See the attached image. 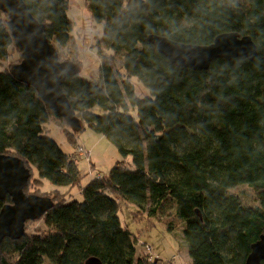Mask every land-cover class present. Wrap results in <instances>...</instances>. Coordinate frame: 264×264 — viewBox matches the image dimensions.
I'll list each match as a JSON object with an SVG mask.
<instances>
[{"label":"trees","instance_id":"obj_1","mask_svg":"<svg viewBox=\"0 0 264 264\" xmlns=\"http://www.w3.org/2000/svg\"><path fill=\"white\" fill-rule=\"evenodd\" d=\"M24 2L57 52L77 68L63 91L81 129L106 137L122 160L82 186L86 174L75 152L67 154L48 136L52 122L71 141L82 130L74 131L32 86L15 78L21 55L7 63L21 52L0 10V154L22 159L31 174L25 194L52 204L40 220L26 222L21 238L3 240L0 264H86L91 258L172 264L154 258L152 247L139 252L119 215L124 204L139 209L134 216L168 214L165 224L171 232L181 229L192 264H246L264 234V0H234L235 8L233 0H135L140 7L131 15L120 11L124 0H87L105 31L96 41L98 81L75 75L68 0ZM184 21L192 26L183 27ZM173 23L181 28L180 44L208 46L234 33L251 37L257 56L239 66L219 59L204 71L177 67L148 41L163 37ZM104 49L119 56L122 72ZM137 74L147 90H156L154 100L137 99L129 82ZM45 182L66 190L45 192ZM241 186L250 189L251 203L233 192ZM77 187L82 202L72 200ZM10 204V196L0 200V211ZM29 223L43 226L29 231Z\"/></svg>","mask_w":264,"mask_h":264},{"label":"water","instance_id":"obj_2","mask_svg":"<svg viewBox=\"0 0 264 264\" xmlns=\"http://www.w3.org/2000/svg\"><path fill=\"white\" fill-rule=\"evenodd\" d=\"M0 10L8 16L15 46L21 52V62L12 69L15 78L32 86L49 109L63 118L74 131H80V123L63 91L67 75L77 68L66 63L72 67L71 72H61L66 65L58 63L57 50L47 38L45 26L31 14L24 0H0ZM148 41L172 64L194 71L208 70L216 60L230 61L241 53L250 56L249 60L257 56V47L252 38H241L234 33L220 35L208 46L170 43L155 35L150 36ZM30 178V171L22 159L0 154V200L6 196L12 199V204L0 211V261L3 240L21 238L26 222L40 220L52 207L49 199L25 194L24 189L28 187ZM263 262L264 234L252 245L246 264ZM86 264L102 263L97 258H91Z\"/></svg>","mask_w":264,"mask_h":264},{"label":"rangeland","instance_id":"obj_3","mask_svg":"<svg viewBox=\"0 0 264 264\" xmlns=\"http://www.w3.org/2000/svg\"><path fill=\"white\" fill-rule=\"evenodd\" d=\"M68 2L70 4L68 16L74 21L72 32L74 40L72 43L73 47L70 48V54L77 60L82 58L81 51L86 43L84 38L85 36H91L93 34V28L96 22L93 19L87 0H68ZM96 41L97 38L88 41V43L97 50L98 60L89 67L88 72L86 73L88 75V80L94 81H98L100 78L101 66ZM104 52L108 55V53L112 51L104 49ZM13 55L15 57L10 58L7 63L8 65L11 63L14 64L19 58L18 55H21V53L19 54L15 52ZM108 56L111 57V64L113 67L122 72L120 69L119 56L116 54ZM140 89L145 93L148 90L142 85V83L137 86L136 93L139 97L143 98ZM81 130L82 131L78 132L76 138L71 141L68 135L64 132V129L52 122L49 126L48 136L53 138L67 154H74L75 152L73 158L78 162L80 169L86 174L85 179L82 181V186L84 187L89 183L91 175L93 176L98 172L103 175H108L117 162L122 160V157L120 156V152L116 145L103 135L92 131L87 126L83 127ZM79 146L84 147V149L90 153L89 161L77 153ZM128 162H131V158L128 159ZM34 175L35 178L38 177L36 170H34ZM57 189H61V191L66 190L49 184L48 182H45L43 188L45 192H51ZM233 192L244 203H251L253 200L251 191L246 186L237 187ZM50 196H52V194ZM72 196V200L83 201L78 187L72 191ZM138 210L139 209L135 205L124 204L119 215L124 227L127 228L137 240L139 252H141L142 255L146 254L148 251H146V249H148L147 247H152L154 258H161L172 264H192L181 229L177 228L175 231L171 232L165 224L167 219H169V215L163 214L157 218H150L148 214L145 213L144 215L137 214L135 216L138 218H134V214ZM162 218H165L166 220L162 221ZM41 226H43L42 223H29L26 228L29 231H33ZM44 264H48V262L45 261Z\"/></svg>","mask_w":264,"mask_h":264},{"label":"clouds","instance_id":"obj_4","mask_svg":"<svg viewBox=\"0 0 264 264\" xmlns=\"http://www.w3.org/2000/svg\"><path fill=\"white\" fill-rule=\"evenodd\" d=\"M144 3H148V0H144ZM231 6L233 8L236 7V3L234 2V0ZM139 7H140L139 4L135 3V0H132L131 3L130 0H124V3L120 11L121 13H126L131 15L136 13ZM191 26H192V22L189 21L183 22V27H191ZM104 35H105V31H104L103 23L97 22L94 25L93 34L91 36H85L84 39L86 43L81 51L82 58L72 61L73 64H76L78 66V71L75 73V75H77L78 78L88 79V75L86 73L88 72L89 67L98 60L97 50L94 49L93 46L90 43H88V41L90 39L103 38ZM162 35L163 38L168 40L170 43H178V42L182 43V41L180 40V37L182 35L181 28L176 27L174 23L169 28V30L164 31ZM57 55L59 57L58 63H60L61 65H66L61 69V72L62 73L71 72V66L66 64L62 51L58 50ZM108 55H114V52H109ZM249 59L250 56H246L243 53H241L239 56L234 58V63L237 66H239L240 64L247 62ZM223 67L226 68L227 65H224ZM144 71L147 72L146 69ZM129 82L132 85V87L136 89L140 83H144V79H142V75L137 74V75H133L130 78ZM140 92L145 101L150 102L151 100L155 99L156 90L152 88H149L146 93L142 89H140ZM137 99H140V97H138Z\"/></svg>","mask_w":264,"mask_h":264},{"label":"built area","instance_id":"obj_5","mask_svg":"<svg viewBox=\"0 0 264 264\" xmlns=\"http://www.w3.org/2000/svg\"><path fill=\"white\" fill-rule=\"evenodd\" d=\"M77 153H79V155L84 159H86L87 161L90 160V153L87 150H85L84 147L79 146V148L77 149ZM148 251L149 252L151 251L150 247H148Z\"/></svg>","mask_w":264,"mask_h":264}]
</instances>
